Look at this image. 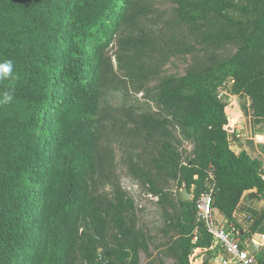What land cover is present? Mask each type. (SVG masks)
Listing matches in <instances>:
<instances>
[{
	"label": "trees",
	"instance_id": "1",
	"mask_svg": "<svg viewBox=\"0 0 264 264\" xmlns=\"http://www.w3.org/2000/svg\"><path fill=\"white\" fill-rule=\"evenodd\" d=\"M14 1L0 3L19 15L0 18V62H14L13 76L0 80V94L13 93L7 112L0 111V201L7 204L0 209V264H141L140 251L149 245L127 217L134 201L122 193L100 199L92 188L103 168L104 49L129 0ZM171 1L201 55L187 73L160 83L163 113L134 122L137 133L156 144V171L193 193L167 222L166 232L175 235L164 254L173 261L161 264H192L197 248L214 243L196 210L209 170L215 213L227 223L237 226L234 214L245 191L264 198L260 161L232 149L220 97L230 82V92L249 96L253 116L264 118V0ZM174 128L191 149L176 145ZM146 180L161 200L164 189Z\"/></svg>",
	"mask_w": 264,
	"mask_h": 264
},
{
	"label": "rangeland",
	"instance_id": "2",
	"mask_svg": "<svg viewBox=\"0 0 264 264\" xmlns=\"http://www.w3.org/2000/svg\"><path fill=\"white\" fill-rule=\"evenodd\" d=\"M1 17L19 15L0 6ZM111 30L100 82L98 128L103 168L93 181V193L104 200L115 199L119 193L130 197L135 208L127 217L136 223L149 245L148 252L140 251L141 264L170 263L173 259L165 256L164 249L175 233L166 232V227L185 199V185L156 171V144L137 133L134 118L163 113L158 103L160 83L169 76L187 73L201 52L171 0H129L128 8L116 17ZM233 51L230 47L226 56ZM223 97L226 100V94ZM10 103L0 104V111L6 113ZM174 132L176 145L191 149L185 134L179 128H174ZM3 138L0 135V144ZM150 177L164 189L165 195L159 201L147 197L151 190L146 179ZM190 195L185 200L192 199L193 193ZM5 207L7 204L0 201V209ZM195 263L193 259L192 264Z\"/></svg>",
	"mask_w": 264,
	"mask_h": 264
},
{
	"label": "crops",
	"instance_id": "3",
	"mask_svg": "<svg viewBox=\"0 0 264 264\" xmlns=\"http://www.w3.org/2000/svg\"><path fill=\"white\" fill-rule=\"evenodd\" d=\"M224 92L229 125L232 126L231 147L237 153L247 151L251 157L258 159L264 174V118L253 116L252 99L249 96L234 95L229 88ZM255 191L244 192L234 215L240 239L244 243L247 239H253L260 245L255 255L260 264H264V198L253 196L251 193ZM216 216L220 221L226 222L224 215L217 210ZM221 254L226 255L223 248L218 243H213L204 249L197 248L192 260L195 259V264H221Z\"/></svg>",
	"mask_w": 264,
	"mask_h": 264
},
{
	"label": "built area",
	"instance_id": "4",
	"mask_svg": "<svg viewBox=\"0 0 264 264\" xmlns=\"http://www.w3.org/2000/svg\"><path fill=\"white\" fill-rule=\"evenodd\" d=\"M225 95L224 90L220 97ZM216 182L213 170H209L207 188L196 199L197 222L204 225L212 235L214 243H218L226 255L219 256L221 264H260L246 244L242 242L238 227L234 223L220 221L214 210V196ZM147 197L153 201H159L160 195L148 191Z\"/></svg>",
	"mask_w": 264,
	"mask_h": 264
},
{
	"label": "clouds",
	"instance_id": "5",
	"mask_svg": "<svg viewBox=\"0 0 264 264\" xmlns=\"http://www.w3.org/2000/svg\"><path fill=\"white\" fill-rule=\"evenodd\" d=\"M14 62L12 60H4L0 62V80H6L13 76ZM0 104H8L13 100V93L6 91L0 94Z\"/></svg>",
	"mask_w": 264,
	"mask_h": 264
},
{
	"label": "water",
	"instance_id": "6",
	"mask_svg": "<svg viewBox=\"0 0 264 264\" xmlns=\"http://www.w3.org/2000/svg\"><path fill=\"white\" fill-rule=\"evenodd\" d=\"M227 129H228L229 131H231V130H232V126H231V125H228ZM183 196H184L185 199H187V198H189V197L192 196V195H190V193L188 192L187 187H185V189H184ZM245 243H246V246L248 247V249H249L253 254H256L257 251H258L259 248H260V245H259L258 243H256L253 239H247V240L245 241ZM208 257H209V256H208ZM208 257H207V258H204V260H207Z\"/></svg>",
	"mask_w": 264,
	"mask_h": 264
}]
</instances>
